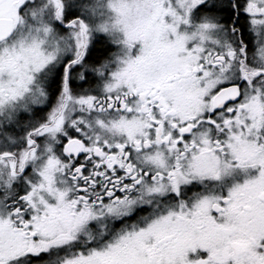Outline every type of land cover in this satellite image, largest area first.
<instances>
[{"label":"snow or ice","instance_id":"snow-or-ice-1","mask_svg":"<svg viewBox=\"0 0 264 264\" xmlns=\"http://www.w3.org/2000/svg\"><path fill=\"white\" fill-rule=\"evenodd\" d=\"M0 264H264V0H0Z\"/></svg>","mask_w":264,"mask_h":264}]
</instances>
